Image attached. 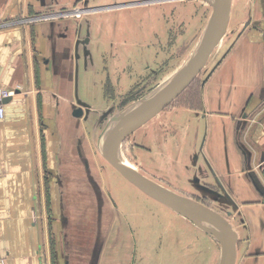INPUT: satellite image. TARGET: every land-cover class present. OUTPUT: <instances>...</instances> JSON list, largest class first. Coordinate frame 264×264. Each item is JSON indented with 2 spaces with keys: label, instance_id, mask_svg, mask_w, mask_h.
Masks as SVG:
<instances>
[{
  "label": "crops",
  "instance_id": "crops-1",
  "mask_svg": "<svg viewBox=\"0 0 264 264\" xmlns=\"http://www.w3.org/2000/svg\"><path fill=\"white\" fill-rule=\"evenodd\" d=\"M112 1L0 0V87L10 94L0 121V264H121L68 247L59 211L88 196L89 166L70 162L71 151H89L85 109L114 101L106 85L120 95L118 84L131 83L119 21L109 35L99 11L84 12L86 2ZM233 2L225 34L183 91L197 79L196 98L131 134L158 126L166 186L218 204L236 233L234 264H264V0Z\"/></svg>",
  "mask_w": 264,
  "mask_h": 264
},
{
  "label": "rangeland",
  "instance_id": "rangeland-1",
  "mask_svg": "<svg viewBox=\"0 0 264 264\" xmlns=\"http://www.w3.org/2000/svg\"><path fill=\"white\" fill-rule=\"evenodd\" d=\"M115 1L100 7L145 0ZM237 1L240 0L233 3ZM86 4L87 9L91 8L88 7L90 2ZM74 13L79 15L80 11ZM211 13L212 6L206 0H167L105 9L97 14L103 16L108 28L105 27L104 32L109 35L114 29L112 23L119 21L120 35L126 38L125 45L130 48L124 55L125 60L128 59L126 65L130 64L127 73L131 83L118 84L120 95L115 94L114 86H105L106 94L114 101L106 102L101 108L85 109L89 151H71V163L89 166L88 196L81 203L59 205V211L65 206L66 224L72 230L68 247L87 251L89 261H99L104 255L105 261L117 260L121 264L223 263L220 261L223 249L219 236L198 228L144 194L125 180L101 154L106 134L116 125L113 118L119 117L128 105L154 94L194 59L205 42ZM88 15L91 13H86ZM193 85L159 112V117L179 108L185 98L193 99ZM125 86L127 91L124 92ZM145 127L137 132L141 135L127 136L119 152L134 174L174 192L178 189L166 186L169 177L165 174L166 166L160 164V155H167V151L159 138V127L153 130ZM144 130H147L146 136L152 137V140L148 137L146 145ZM196 198L212 210L219 209L211 199H201L198 195ZM76 229L79 234L75 233ZM212 233L217 235L218 232L213 229ZM75 258L82 259V256L76 254Z\"/></svg>",
  "mask_w": 264,
  "mask_h": 264
},
{
  "label": "water",
  "instance_id": "water-1",
  "mask_svg": "<svg viewBox=\"0 0 264 264\" xmlns=\"http://www.w3.org/2000/svg\"><path fill=\"white\" fill-rule=\"evenodd\" d=\"M161 1L167 0H145L123 3L86 9L84 12ZM209 4L212 6V13L210 16L209 32L204 45L199 49L194 59L186 65V67H184L174 79L157 90L151 97L143 100L142 103L139 104L137 102L128 105L119 117L113 118V120L116 121V125L106 134L103 143L102 156L125 180L134 185L144 194L168 207L198 228L212 234L213 236H219L224 253L223 264H234L236 233L232 229L230 223L223 216L197 200L176 194L138 174L132 173L123 167L117 159V151L124 139L144 123L156 116L188 87L205 66L215 46L221 41L225 34L229 18L227 5L224 0H212ZM8 100L9 98L7 97L3 102L6 103ZM81 115V109H75L73 111L74 117H80ZM213 229L217 230V235L212 233Z\"/></svg>",
  "mask_w": 264,
  "mask_h": 264
},
{
  "label": "bare ground",
  "instance_id": "bare-ground-1",
  "mask_svg": "<svg viewBox=\"0 0 264 264\" xmlns=\"http://www.w3.org/2000/svg\"><path fill=\"white\" fill-rule=\"evenodd\" d=\"M208 3H211L212 2V0H206ZM225 1V3H226V5H227V10L229 9V5H230V1L231 0H224ZM209 27H210V21H209V25H208V30H207V34L205 35V41H206V39H207V36H208V32H209ZM205 43V42H204ZM204 45V44H203ZM153 94H151V95H149L147 98H145L144 100H146V99H148L149 97H151ZM143 101V100H142ZM142 101L141 102H139V104L140 103H142ZM105 140V139H104ZM104 143V142H103ZM102 150H103V145H102V148H101V154H102ZM117 159H118V161H119V163L123 166V167H125L127 170H129V171H131L130 169H129V167H128V165H127V163L124 161V159H123V157H122V154L119 152V150L117 151ZM132 172V171H131ZM133 173V172H132ZM222 260H223V263H224V253H223V258H221L220 259V261L222 262ZM222 263V264H223ZM218 264H220V262L218 263Z\"/></svg>",
  "mask_w": 264,
  "mask_h": 264
},
{
  "label": "built area",
  "instance_id": "built-area-1",
  "mask_svg": "<svg viewBox=\"0 0 264 264\" xmlns=\"http://www.w3.org/2000/svg\"><path fill=\"white\" fill-rule=\"evenodd\" d=\"M9 96H10L9 92L0 87V121L3 120L5 117V104L3 101ZM263 185H264V173H263Z\"/></svg>",
  "mask_w": 264,
  "mask_h": 264
}]
</instances>
